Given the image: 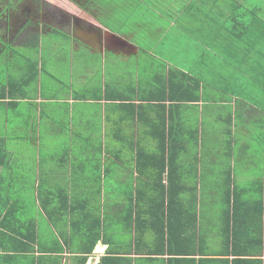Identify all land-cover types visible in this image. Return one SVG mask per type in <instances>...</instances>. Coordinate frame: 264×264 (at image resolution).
Returning <instances> with one entry per match:
<instances>
[{
	"label": "crops",
	"instance_id": "0c3cea01",
	"mask_svg": "<svg viewBox=\"0 0 264 264\" xmlns=\"http://www.w3.org/2000/svg\"><path fill=\"white\" fill-rule=\"evenodd\" d=\"M42 1L49 8L17 10L10 13L13 18L8 15L4 24L0 21V138L4 144L0 149V203L8 200V193L15 192L9 198L12 201L18 199V192H30L28 203L34 208L37 222L43 221L38 234L43 247H47L49 230L45 216L35 208L37 192H42L41 202L46 204L48 192H56L54 198L60 199L61 192L73 195L76 222L86 208L97 205L96 192H144L166 185L169 174L175 185L178 171L184 176L186 190L195 186L202 192L195 233L203 255L191 257L195 264H220L211 260L232 259L220 256L222 251H231L225 242L228 202L221 194L228 187L238 196L239 215L234 222L237 235L240 240L254 239L248 252L264 260V212H260L264 206V155L253 152L255 141L247 133L234 135L243 145L237 148L235 144L230 154L220 151L232 139L220 137L228 116L210 114V110L234 109L235 98L230 103L224 99L226 85L222 93L221 89L212 91L202 85L201 91L206 90L208 95L212 92L213 97L221 98L220 102L170 105L189 109H184L187 124L176 123L173 133L178 134L179 126L199 127L207 134L209 151L197 156L191 151L184 154L182 159L186 161L180 167L177 157L175 161L171 159L170 169H164L161 181L157 179L161 168H156L153 175L147 162L148 144L161 136L159 128L157 138L149 134H154L156 127H149L147 119L161 115L157 100L162 96V72L177 68L209 84L214 77H226L225 70L220 74V70L210 69L213 56L226 62L227 55L220 51V44L204 49L196 41L203 34L194 33L207 29V23L200 22L201 16L194 15L195 2L210 8L212 0ZM218 85L220 88V81ZM175 109L171 117L176 122L179 117ZM194 110L201 113L195 116ZM248 174H253L255 180ZM215 191H219L217 199ZM102 195L103 215L114 212L108 201L102 203ZM144 201L141 194L137 208L129 205V213H138L140 238L141 231L152 223L146 220ZM125 208L126 215L128 207ZM79 224L76 222V234H80ZM246 227L252 236L245 234ZM60 229L62 233L61 226L59 232ZM113 234L107 231L106 241L96 243L85 264H127L125 259L129 258L133 264H163L162 260L168 259L164 255L158 257L160 261H150L152 257L144 255L147 252L141 242L134 255V233L130 232L122 233L119 245L123 249L120 253L130 250L131 255L109 254L110 248L114 250V240L109 241ZM70 236L63 234L69 250L74 252L65 249L68 253L63 264H75L69 254H78L83 247L78 236ZM177 237L184 240L179 233ZM260 237L261 245L257 242ZM171 248H179L177 240ZM106 257L116 261L102 262ZM120 258L122 262H117ZM180 263L189 264L170 262Z\"/></svg>",
	"mask_w": 264,
	"mask_h": 264
},
{
	"label": "trees",
	"instance_id": "16d2710c",
	"mask_svg": "<svg viewBox=\"0 0 264 264\" xmlns=\"http://www.w3.org/2000/svg\"><path fill=\"white\" fill-rule=\"evenodd\" d=\"M25 1L0 0V5L2 6L0 7V18H3L6 22L9 13L14 12L10 9H13L18 3H25ZM179 1L183 2L184 0ZM208 4L210 8H206L205 4H203L205 7L202 8L200 4L195 2L196 14L194 15H200V22L210 25L204 24L207 29H203L200 32L194 31V33L203 34V36L197 37L196 41L204 49L210 44L211 46L215 44L218 47L220 44V51H224L227 55L226 62H219L217 56H213L210 58V69H214L217 72L220 70V74L225 70L226 77L225 79L223 77H220V79L214 77L211 80L212 84H209L206 81L203 82L201 78L177 68H169L167 71L162 72V96L157 100L161 103L159 105L162 110L161 115L148 116L147 119L149 127H156L154 134L151 132L149 134L157 138V129L159 128L161 135L157 141L149 143L147 147V152L149 153L147 162L151 164L147 165L151 167L153 175L156 173V168H161L157 174L159 181L163 177V171H167V169L169 171L171 159L175 161V157H177L179 160L177 165L180 167L181 162L186 161V159L184 161L182 159L184 154L187 155L193 152L197 156L198 153L209 151L208 143L205 141V135L207 134L203 133L204 130H200L199 127L190 128L185 125L181 128L178 125V134L175 135L173 133V125L176 123L184 125L186 123L185 110L187 109L188 111L189 109L188 106H170L173 104H185L187 101H192L195 104L204 103L205 101H211V103L221 101V98L213 97L212 92L208 95L206 90L204 92L201 91L202 85L212 91L221 89V93L224 91L223 86L226 85L225 101L230 103L232 102V97L235 98L234 109L229 108L219 112L210 110V114H217V116L227 114L226 116H228V124L220 132L232 139L231 141L227 140V144L221 146L220 151L229 152L230 154L235 144L237 148L243 145L241 141L234 138V135L236 134L235 137H237L239 134L247 133L249 136H254L255 134L253 137L255 141V145L252 147L253 152L264 155V0H241L239 2L237 0H225L224 4L222 0H212V3ZM203 9H209V11L203 13ZM246 72L255 73V77L252 80L246 78L245 82L248 80L250 82L248 84L244 82L243 85L242 77L245 78L243 73ZM219 81L220 88L218 87ZM251 89H255L258 94L253 95ZM188 94H191V96ZM165 104H167V108ZM254 106L258 108H254ZM173 108L178 110L177 116L179 119L176 122L172 119L173 116L171 117ZM194 113L196 116L201 112L194 110ZM203 113L206 112H202L201 116H203ZM138 116L139 110L135 112L136 119H138ZM252 116H254V119H250ZM248 123H254L256 131H254V128L251 129ZM175 137L177 138L174 139ZM3 145V140L0 138V149H2ZM185 186L184 176L177 171V182L175 185H173L169 174L166 185L149 188L144 192H96L98 197L97 205L93 209L86 208L85 212H83L84 214L76 221L81 223L79 224L80 234H76L77 225L73 207L75 198L72 197L73 195L68 192H61L60 199V197L54 198V196L58 195H56V192H48L46 204L41 202L42 192H37L38 205H35V208L37 207L38 211L45 216L49 230L50 237L48 240L50 243L47 247H43L44 242L39 237L38 233L40 232L41 224L35 218L34 208L25 199L26 192H18V199L12 201L10 199H12L15 192L8 193V200H5V198V201L2 204L0 203V264H63L64 255L68 253H65V249L72 253L74 252L73 249L69 250L68 242L63 237L64 233L71 234V239H75L76 236L79 237V241L83 246L82 249L78 250V254L71 253L73 256L69 255L75 264H85L96 243L100 239L106 241L105 235L107 231H113L114 233V236H111L112 240H109H114V250L110 248L109 254L115 256L125 255L126 257L131 255L130 250H128L129 253H120L123 249L119 245L122 242V233L126 232L128 234L130 232V234L134 233V237L131 239L134 255L138 254L137 246L141 242L143 249L147 252L144 255L152 257L149 258L150 261H160L158 257L168 255L166 261L162 260L163 264H170V262L176 261L195 264V260L191 257H194L197 253L203 255L200 242L198 246L196 244L197 236L195 233L198 209L200 211L202 209V192L197 191L195 186H190L194 188L193 190H186ZM43 194L45 195L46 193L43 192ZM141 194L145 200L144 213L147 216L146 220L152 223L141 231L142 237L140 238L137 226L138 213L135 212L134 215L133 212L129 213V205L134 204L137 208ZM215 194L217 199L219 191H215ZM221 194L225 196L224 198L228 202V222L226 225L228 237L225 242L227 246H231V251H222L220 256H231L232 259L227 260L225 258L211 260V262L220 264H263L264 260L256 258V255L248 252L254 239L246 237V239L240 240L237 235V229H235L234 225V222L237 223L236 220L239 215L237 212L239 208L237 192L234 193L228 187ZM101 195L102 203L104 204L108 201L109 206H114V212H109L108 214L105 212V215H103L100 209ZM54 199H59V201ZM125 207H128V214L126 215ZM31 209L32 213H29ZM93 212L96 214L94 215ZM260 212L261 214L264 212V206ZM60 226L63 229L62 233L61 229L59 232ZM259 227H261V224ZM245 231V234L252 236L253 232H250L248 227H246ZM178 233L183 236L184 240L177 237ZM118 239L120 241H116ZM175 240L179 244L178 249L171 248V243L175 242ZM257 242L259 245L262 244L261 237L258 238ZM111 260L116 261V259L106 257L102 262ZM122 260L123 258H120L117 262H122ZM125 261H127V264H133V260L130 258L129 260L125 259Z\"/></svg>",
	"mask_w": 264,
	"mask_h": 264
},
{
	"label": "flooded vegetation",
	"instance_id": "af4514ba",
	"mask_svg": "<svg viewBox=\"0 0 264 264\" xmlns=\"http://www.w3.org/2000/svg\"><path fill=\"white\" fill-rule=\"evenodd\" d=\"M6 3V1H4ZM0 7H2L0 5ZM45 7H48L49 8V4H47L46 2L42 1V0H26L25 3H18L15 5V7L13 9H10L11 11H14L16 12L17 10H26L28 8L32 9V11L36 10V8H45ZM14 12H10L12 14H14ZM9 13V18H13L14 15H10ZM0 21L4 22V20H1ZM3 23V24H4Z\"/></svg>",
	"mask_w": 264,
	"mask_h": 264
},
{
	"label": "rangeland",
	"instance_id": "374dc122",
	"mask_svg": "<svg viewBox=\"0 0 264 264\" xmlns=\"http://www.w3.org/2000/svg\"><path fill=\"white\" fill-rule=\"evenodd\" d=\"M243 75H244V77L245 78H243L242 77V84L244 85V82H245V79L246 78H248V79H250V80H252L254 77H255V73H252V72H246V73H243ZM250 80H248L247 82H245L246 84H248L249 82H250ZM251 83H252V81H251ZM257 89V88H256ZM251 93L253 94V95H257L258 94V92L254 89H251ZM254 97H256V96H254ZM250 119H254V116H252V118H250ZM248 125H249V127L251 128V129H253L254 128V131H256V127H254V123H248ZM247 125V126H248ZM223 134H220V137L222 136ZM254 136H255V134H254ZM253 135H252V138L254 137ZM254 139V138H253ZM248 151H250V149L248 150ZM249 176H250V178L253 176V174H248ZM242 178H245V177H242ZM255 178V177H254ZM253 177L251 178V180L252 179H254ZM255 180V179H254ZM258 181V180H257ZM255 186V185H254ZM28 193V194H27ZM29 194H30V192H26V195H25V199H27V202L29 201V200H31V198L29 197ZM29 213H32V209H31V211L29 212ZM41 215V214H40ZM40 218H42V216H40ZM39 222H40V224H41V227L43 226V221H41V220H39ZM116 241H120L119 239L118 240H116Z\"/></svg>",
	"mask_w": 264,
	"mask_h": 264
}]
</instances>
